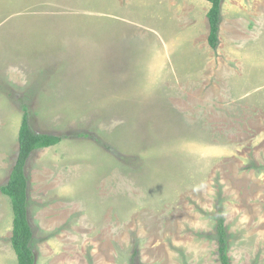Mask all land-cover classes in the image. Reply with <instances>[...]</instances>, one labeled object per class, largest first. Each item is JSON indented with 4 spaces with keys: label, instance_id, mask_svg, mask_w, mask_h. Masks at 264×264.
<instances>
[{
    "label": "rangeland",
    "instance_id": "374dc122",
    "mask_svg": "<svg viewBox=\"0 0 264 264\" xmlns=\"http://www.w3.org/2000/svg\"><path fill=\"white\" fill-rule=\"evenodd\" d=\"M0 0V186L32 127L36 264H264V0ZM0 192V264H18Z\"/></svg>",
    "mask_w": 264,
    "mask_h": 264
},
{
    "label": "trees",
    "instance_id": "16d2710c",
    "mask_svg": "<svg viewBox=\"0 0 264 264\" xmlns=\"http://www.w3.org/2000/svg\"><path fill=\"white\" fill-rule=\"evenodd\" d=\"M207 1L210 3V8L207 12L210 25L208 42L216 50L220 45L223 0ZM64 139V135L36 131L32 127L28 108L25 107L23 109L18 132L19 147L17 159L7 182L0 186V192L8 196L12 204L13 231L11 243L16 253L18 264H36V254L32 243L34 232L29 218L27 163L36 150L55 146ZM217 236L221 264H231L228 235L223 221L217 227Z\"/></svg>",
    "mask_w": 264,
    "mask_h": 264
}]
</instances>
